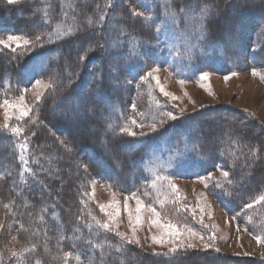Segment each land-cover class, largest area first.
Returning <instances> with one entry per match:
<instances>
[{"label": "trees", "instance_id": "obj_1", "mask_svg": "<svg viewBox=\"0 0 264 264\" xmlns=\"http://www.w3.org/2000/svg\"><path fill=\"white\" fill-rule=\"evenodd\" d=\"M40 2L42 0L9 5L6 0H0V36L26 34L33 37L39 31H51V26L42 22L40 14L33 15L36 9L45 6ZM182 2L173 0V6L178 7ZM196 2L212 6V14L206 21L207 39L225 53L230 69L246 55L256 65L264 63V0ZM72 3L81 22L88 16L98 18L99 10L112 11L106 8L107 0H72ZM51 7L54 20L62 19L61 6L52 2ZM153 12L157 14L154 9ZM107 23L108 19L105 27L96 32V39L104 47H94L84 60L79 59L85 54L79 35L54 39V42L44 39L43 47L36 46L31 51L18 49L13 53L0 48V93L16 94L39 78H51L56 83L26 121L25 135L29 137L26 166L19 160L16 137L0 130V223L3 224L0 246H5L3 252L8 255L3 256L0 264L17 261L10 257L9 245H6L12 235L24 246L33 242L50 246L51 253L44 257L43 264H63L62 260L53 259L58 248L60 256L65 251L75 253L87 248L98 264L100 250L91 249L88 240L122 244L120 253L107 249L117 258L115 264H264L261 260L246 263L209 252L157 256L121 243L94 224L91 230L87 226L92 223L87 213L93 212V207L88 196H83L87 193L88 181L84 164L98 179L124 191H133L147 181L139 168V163L149 154L147 146H142L136 136L117 135L107 128L110 123L121 125L124 112L121 93L113 84L115 76L111 72L114 70L112 60L108 59V43L105 44ZM255 43L259 44L258 50L252 48ZM223 108L179 117L176 119L179 124L170 122L167 127L173 129L175 141L185 135L199 150L197 153L205 157L206 160L200 162V171H211L221 163L234 168L236 175L230 196L234 201L229 206L242 207L264 193V131L231 106ZM77 113L82 115L77 117ZM233 140L237 141L236 145L231 143ZM252 147L260 149L258 159L252 160L248 155ZM231 151L240 156L235 166ZM246 158L250 167H243ZM25 167L31 171H26ZM82 199L87 201L86 205L81 203ZM5 204L11 207L5 208ZM81 214L84 219L77 220ZM40 215L44 217L42 222L38 219ZM21 223L27 231L20 229ZM37 229L39 234L33 235ZM61 235L69 239L58 244ZM73 236L81 239L73 240ZM37 250L33 255L29 252L19 262L36 263ZM69 264L77 262L73 258Z\"/></svg>", "mask_w": 264, "mask_h": 264}, {"label": "rangeland", "instance_id": "obj_2", "mask_svg": "<svg viewBox=\"0 0 264 264\" xmlns=\"http://www.w3.org/2000/svg\"><path fill=\"white\" fill-rule=\"evenodd\" d=\"M26 1L30 2L32 0H21V2ZM52 2L58 3L62 7L65 0H42L45 5H52ZM67 2H72V0H67ZM163 4L164 0H107L106 8L114 11V13L112 11L107 12L106 34L108 52L110 51L108 59L112 60L110 63L114 68L111 71L115 76L113 84L121 93L124 108L121 126L128 121V118L133 116H135L138 123L142 121L145 127L142 129L135 127L134 130L137 133L141 131L147 133L146 136L137 135L136 138L141 140L142 146H147L149 154L139 163V168L146 176L147 181L141 183L133 191H124L114 185L109 188L108 185L110 184L98 179L92 169L87 167V170H85L84 168L85 172L88 173L87 193L90 194L88 201L93 207L92 214L98 219L106 220L107 216L100 211L99 205L109 204L115 199L119 202L120 207L118 231L131 237L132 226L129 224L127 211L124 209L123 204L125 197H129V206L134 210L136 201L131 196L132 193H136L146 205L152 204L157 208V211L164 218L161 223L166 220H171L173 223L179 222L181 227L187 225L199 234L189 241L196 245L195 248H184L174 255L183 254V252L187 255L196 252H209L212 255L224 254L235 257L236 260L245 261L246 263L254 259L264 261V242H258L256 239L257 236L264 238V203H257L252 208H245L246 204L242 207L236 204L230 207L229 204L234 201L230 199L234 187L233 180L236 175L234 168L221 163L211 171H200V162H204L205 157L192 151L194 147L188 142L185 135H182L180 140L175 141L173 129L167 127L168 123H175L176 120L164 117V123H158L161 114L169 111L173 112L178 119L205 109L223 110L224 105H229L237 113L243 115L252 125L258 127L257 129L264 131V63L256 65L248 58L249 55H246V57H241L239 63L233 68L231 67V70L228 67L229 63L225 53L209 42L207 38L199 47L193 49L191 58H187L184 48L186 37L180 31L162 33L159 37V43H157L154 24L145 23L139 18L132 17L131 12L132 10H138L147 13V10L153 11L154 9V11H157L156 15L159 16ZM119 27L125 28L129 34L128 38L121 37L125 41V45L128 43V39L140 41L141 47L138 49V55L129 57V50L126 46L120 48L110 46L115 38L112 29ZM180 27L184 28L183 22H181ZM41 32L44 31L37 33ZM7 36H0V39H6ZM191 42L196 43V40L193 38ZM251 43L253 44V42ZM169 45H177L181 55L177 56ZM0 48L11 50L2 45H0ZM252 48L258 50L260 47L258 43H255ZM156 66H159V72L155 75L159 77L160 84L163 85L166 91L173 93L177 99L164 96L155 80L146 83L139 81L140 76ZM253 69L256 70L255 75ZM203 72L209 73L207 80L200 79ZM36 80H42L45 83L49 81L47 78ZM35 81L23 88L27 89L23 95L25 98L24 106L31 109L29 116L24 117L22 120L17 119L19 111L9 109L8 117H11L9 119L6 118L5 109L0 107V130L7 131L3 128L6 123L26 129V121L31 118L51 89H38L34 87ZM126 81H131V83H126ZM180 81H184V83H180ZM138 82L140 83L139 88H137ZM37 91L43 92L42 99L39 102L35 100ZM20 95L21 91L13 95L0 93V103L4 99L15 101ZM133 104L136 105L135 110L132 108ZM181 110H183V114H181ZM141 113L143 115H140ZM153 122H157L155 132L151 131L150 128ZM176 124L179 123L176 122ZM25 134L26 131L20 137L15 136L18 145L23 142L22 137ZM178 148L182 154L175 159H171ZM21 154L27 157L28 149L24 153H21L20 150ZM219 169L228 171L233 183L229 185L223 182V187H217L213 181H207L208 186L205 187L206 181L200 178L207 177L209 173L214 177H220ZM155 174L170 177L171 181L178 186L181 194L179 203L173 204L172 199L174 197L169 194V199L165 200L164 206L161 207L159 201L165 199V196L158 195L157 190L150 187ZM93 183L95 194L94 197H91ZM164 183L166 186L167 182ZM145 193H148V195H145ZM261 195H264V193L259 196ZM259 196L249 203L257 200ZM181 205H184L188 210L185 211V208ZM201 206H203V212H201ZM192 209H195V218H193ZM111 210L108 209V211ZM150 219L151 215L149 213L142 214V223L136 225V236L139 238V244L134 242L131 245L149 254H153L154 251L165 252L171 247V244L154 243L151 237L153 235L159 237L163 234L164 239L167 240V234L164 233L163 229L151 225ZM110 233L120 241L115 233ZM199 236L204 237L203 241L199 239ZM8 239L9 242L6 245H9V249H21L31 246H24L18 239L12 240L11 237ZM33 243L37 244L36 249H38V252L35 253L37 254V261L43 264L44 257L51 253V247L44 243ZM206 243L210 244L211 247L205 248ZM45 248L48 251H45ZM0 250L4 251L5 246H0ZM26 254L29 253H25L24 258H26ZM33 254L34 252H32ZM3 256L8 257L5 252H3ZM19 261L17 259L15 264H24Z\"/></svg>", "mask_w": 264, "mask_h": 264}, {"label": "snow or ice", "instance_id": "obj_3", "mask_svg": "<svg viewBox=\"0 0 264 264\" xmlns=\"http://www.w3.org/2000/svg\"><path fill=\"white\" fill-rule=\"evenodd\" d=\"M7 4L14 5L21 2V0H6ZM147 6V5H145ZM99 8V6H97ZM110 7V5H109ZM212 6L207 3H198L196 0H183L182 3L179 4L178 7H173V0H164V4L162 6V11L157 16L152 10H149L147 13L143 11L138 10H132L131 16L139 18L143 20L145 23H151L154 24V32L157 37V43H159V37L162 33L169 32V31H180L186 38L184 40V48L187 58H191L193 54V49L199 47L200 44L204 43L205 39L207 38V24L206 21L210 19V16L212 14ZM40 14L42 17V22L45 25L51 26V31L48 32H41L37 33L34 37H29L26 34H9L6 39H0V45L10 48L13 53L17 52L18 49H25L27 51L33 50L36 46L43 47L42 41L47 39V42H54L58 41L63 38L71 37V36H77L79 35L81 37V45L84 47V53L79 56L80 60H84L86 58V53L89 51H92L94 47H104V45L100 44V42L96 39V32L97 30H102L105 27L107 12L106 10H99L98 11V18H94L92 16H88L85 18L83 22H81L78 19L79 13H77L74 3L72 2H65L62 3L61 7V17L60 20H54L53 17V9L51 5H45L42 8L36 9V11L33 13V15ZM181 22L184 24V28H181ZM112 31L115 33V38L113 39L111 43L112 48H120L121 46H126L129 50V57L138 55V49L141 47L140 41L136 39H128V43L125 45V41L121 39V37L128 38L129 34L127 30L123 27L119 28H113ZM196 40V43H192V39ZM95 41V44L93 42ZM108 41H105V44H107ZM13 45H15L13 47ZM169 47L173 48L176 55L179 56L181 53L178 50L177 45H169ZM159 72V66L151 68L149 71H147L144 75L139 77L140 82H148L150 80H155L157 86L159 87L160 91L163 93L164 96L171 97L172 99H177L173 93H170L166 91L163 87V85L160 84L159 77L155 75ZM253 74H256V70L253 69ZM209 76L208 72L201 73L200 79L201 80H207ZM102 79V76L100 77ZM126 83H131V81H126ZM180 83H184V81H180ZM34 87L38 89H49V88H55L56 83L50 78L47 83H45L42 80H36ZM140 87V83H137V88ZM151 87V85H150ZM27 89L21 90V95L15 100L10 101L8 99H4L2 103H0V107H3L5 109V115L6 118L8 117V111L9 109H16L19 111V116L16 117L17 119H23L24 117H28L31 109L29 107L24 106V95L23 93L26 92ZM43 96L42 91H37L35 93V100L37 102L41 101ZM133 110H135L136 105H132ZM87 111V110H85ZM181 114H183V110H181ZM82 113H77L76 116L80 117ZM140 115H143L142 113ZM164 117H167L171 120H176L177 117L173 114V112L169 111L166 113L161 114L160 119L158 120V123L163 124L164 123ZM144 128V123L137 122V119L135 116L128 118V121L121 125L116 124H108L107 128L117 135H129V136H146L147 133L139 132L137 133L134 128ZM3 128L6 129L9 133H11L14 136L20 137L22 134L25 133L26 129L19 126H12L11 124H5L3 125ZM151 131L155 132L157 130V122H153L150 125ZM34 135V133H33ZM23 142H21L18 147L21 150V153H24L28 149V139L29 137L27 135H23ZM61 144H64V141H60ZM233 145L237 144V141L233 140L231 141ZM67 147V146H66ZM70 150V149H69ZM192 151L197 152L199 151L196 148H193ZM259 152L260 149L256 147H252L248 149V155L251 157L252 160L259 158ZM181 151L178 148L176 150V153L172 155L171 159H175L177 156L181 155ZM233 156L234 159V166L235 161L240 159V156H237L235 151H231L229 153ZM223 155V153L221 154ZM244 154L241 153V156ZM19 160L27 165V160L25 155L21 154L19 156ZM85 170H87V165L83 166ZM243 167H250L249 159H244ZM26 171H31V169H28L25 167ZM220 170V177H214L211 173L208 174L207 177H201V180L206 181L205 187L208 186L207 181H213L217 187H223L224 183L232 184L233 181L230 179V174L228 171H225L223 169ZM21 178L23 179V174H21ZM166 186H165V183ZM109 188H111V185H108ZM151 188L156 189L158 195H164L165 199H162L159 201L161 207L164 206L165 200L169 199V194L171 197H174L172 199V203L176 204L179 203V200L181 198L180 190L178 186L171 181V178L168 176H163L159 174H155L154 178L151 181ZM166 189V190H165ZM95 191H94V183H93V191L91 193V197H94ZM89 193H83V196H89ZM145 195H148V193H145ZM131 198H134L136 201L135 209L133 210L129 206V197H125L123 207L127 211L128 215V221L129 224L132 226V236L129 237L128 234L124 232L118 231L119 228V221L118 217L120 216V207L119 202L113 199L109 204H100L99 208L102 213H104L107 216L106 220L98 219L95 215L92 214L91 211L87 213L89 217H91V224H87L89 229L93 227V224L97 229H102L105 232H112L115 233L117 237H119L120 241L131 244V243H137L139 244V238L136 236V225H139L142 223V214L147 212L151 215L150 223L151 225H154L158 228L163 229L164 233L167 234L168 239H164V235L156 236L153 235L151 237L152 241L154 243L158 244H171V247L167 249L165 252H153L154 255L157 256H172L176 253H178L181 249L184 248H195L196 245L193 243H190L191 239L197 237L199 234L196 233L192 228L188 227L187 225H184L183 227L180 226L179 222L173 223L171 220H166L164 223H161V220L164 219L161 216V213L157 211V208L154 207L152 204H145L144 201L138 196L136 193H132ZM82 204H87V201L81 200ZM257 203H264V195H261L258 197L257 200H254L252 203L246 204L245 208H252ZM5 208H10L11 206L9 204L4 205ZM181 207L185 208V211L188 209L181 205ZM108 209H112L111 211H108ZM203 206H201V212H203ZM46 211V209L41 210ZM192 215L193 218L196 217L195 209H192ZM53 216H55V213H53ZM38 219L42 222L44 220L43 215H40ZM83 214L77 216V220H83ZM201 223H202V217ZM0 228H3V224L0 223ZM20 229H25L24 224H20ZM74 231L78 232L79 229H75ZM33 235H38L39 230L37 229L32 233ZM183 238V239H182ZM65 239H69V237H66L64 235H61L58 240V244L63 242ZM73 240H79L81 237L73 236L71 237ZM199 239L203 241L204 237L199 236ZM214 239V237H212ZM258 242H264V238L257 236L256 237ZM12 240H16V237L13 236ZM87 244L91 246V249L100 250V257L98 264H109L110 258H111V264H115L116 257L113 256L112 252L107 251V249H114L116 253L122 252L123 245L122 244H112L111 242L105 240L100 242H93L92 240H88ZM75 247V244L73 245ZM205 248L211 247L210 244H205ZM37 248V244L33 243L30 247H23L21 249H10V257L17 258L19 260H23L25 253L34 252ZM45 251H48L47 248H45ZM60 249L57 250V255L53 257L55 260H62L63 264H69V261L73 258L77 262V264H85V259L87 261V264H97V260L95 259L94 255L90 254L89 249L85 248L82 249L79 252H73V251H65L63 252V255H59ZM3 258V250H0V260ZM36 264H40L39 261L36 262Z\"/></svg>", "mask_w": 264, "mask_h": 264}]
</instances>
